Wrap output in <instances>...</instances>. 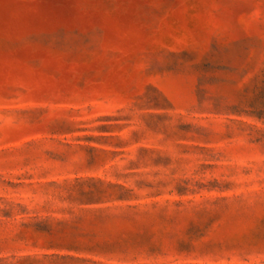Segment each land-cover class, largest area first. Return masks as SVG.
Wrapping results in <instances>:
<instances>
[{
    "label": "rangeland",
    "instance_id": "obj_1",
    "mask_svg": "<svg viewBox=\"0 0 264 264\" xmlns=\"http://www.w3.org/2000/svg\"><path fill=\"white\" fill-rule=\"evenodd\" d=\"M0 264H264V0H0Z\"/></svg>",
    "mask_w": 264,
    "mask_h": 264
}]
</instances>
